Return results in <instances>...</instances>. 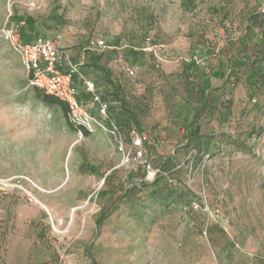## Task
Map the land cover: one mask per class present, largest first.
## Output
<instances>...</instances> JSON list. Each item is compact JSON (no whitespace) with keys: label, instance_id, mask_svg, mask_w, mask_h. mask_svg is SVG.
<instances>
[{"label":"rangeland","instance_id":"374dc122","mask_svg":"<svg viewBox=\"0 0 264 264\" xmlns=\"http://www.w3.org/2000/svg\"><path fill=\"white\" fill-rule=\"evenodd\" d=\"M262 1L0 0V29L75 58L122 39L133 78L112 56L83 70L145 136L129 161L79 136L0 35V264H264Z\"/></svg>","mask_w":264,"mask_h":264},{"label":"built area","instance_id":"2783aa9c","mask_svg":"<svg viewBox=\"0 0 264 264\" xmlns=\"http://www.w3.org/2000/svg\"><path fill=\"white\" fill-rule=\"evenodd\" d=\"M264 7V0L262 1ZM3 41L18 55L28 73V86L53 97L66 108L68 123L77 130L89 134L103 133L109 142L129 161L131 154L135 160L143 157V133L131 127L128 132L117 119L111 106L115 103L112 86L97 85L93 78L85 73L86 54L101 56L109 51H120L126 43H117L112 39L98 35L89 39L82 47L77 58L70 47L58 45L50 35L35 36L26 40L18 27L5 23L0 29ZM114 62L128 77H134L132 67L118 56ZM127 139L129 145L127 146ZM198 205H194L197 208Z\"/></svg>","mask_w":264,"mask_h":264},{"label":"crops","instance_id":"0c3cea01","mask_svg":"<svg viewBox=\"0 0 264 264\" xmlns=\"http://www.w3.org/2000/svg\"><path fill=\"white\" fill-rule=\"evenodd\" d=\"M29 5L33 8V9H36V8H40V4L38 3V1H35V2H31L29 3ZM25 28L26 31L24 33L28 34V36H26L27 40H31L33 39L35 36H37L39 33L40 35H49V33H47L46 31L42 32V30H40L39 28H37V26L35 25L34 27H28L27 25H25ZM113 38H107V41H111ZM114 41H116L117 43H123L124 41L120 38H116L114 39ZM84 46V45H83ZM82 46V47H83ZM82 47L79 48L78 52H77V55L80 53V50L82 49ZM72 49V48H71ZM124 49V48H123ZM129 51V49H126V50H120V51H109V52H106L104 53L103 55L101 56H96L97 60H96V65H97V69H98V66H99V63L101 60L105 59L107 56H112L113 58H117L118 56H121L124 58V54H126L127 52ZM72 53L74 54L75 52L73 51L72 49ZM125 59V58H124ZM85 66L88 65L90 68L89 70L93 69V66H90L89 62H85ZM95 70H97L96 68H94ZM89 75V73H87ZM103 82L101 84H98L97 85H108V86H112V89L114 91V97L115 95L117 94V90L116 88L114 87L113 83L110 82V81H105L106 79H104V76H103ZM111 80V79H110ZM116 114V112H115ZM3 177H7V176H4L2 175Z\"/></svg>","mask_w":264,"mask_h":264},{"label":"trees","instance_id":"16d2710c","mask_svg":"<svg viewBox=\"0 0 264 264\" xmlns=\"http://www.w3.org/2000/svg\"><path fill=\"white\" fill-rule=\"evenodd\" d=\"M85 58H86V61L89 62L90 66H93V68H97V65H96L97 58H96V56L92 55L91 53H87ZM42 100H43L44 103H47V104H56V105L62 106V103L59 102L57 99H55L53 97H50V96H47V95L43 96ZM63 108L66 109L64 106H63ZM65 114H66V112H65ZM82 134L84 136H87L88 132L83 130ZM102 220H103L102 218L98 219L97 224H99Z\"/></svg>","mask_w":264,"mask_h":264},{"label":"bare ground","instance_id":"6f19581e","mask_svg":"<svg viewBox=\"0 0 264 264\" xmlns=\"http://www.w3.org/2000/svg\"><path fill=\"white\" fill-rule=\"evenodd\" d=\"M39 189H41L40 187H38ZM43 190V189H42ZM43 206V205H42ZM43 207H45V206H43ZM46 208V207H45ZM47 209V208H46Z\"/></svg>","mask_w":264,"mask_h":264}]
</instances>
